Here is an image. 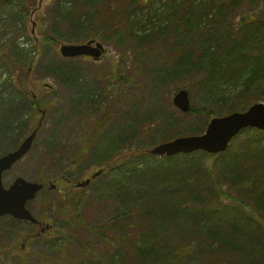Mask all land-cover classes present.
I'll use <instances>...</instances> for the list:
<instances>
[{
    "label": "rangeland",
    "instance_id": "1",
    "mask_svg": "<svg viewBox=\"0 0 264 264\" xmlns=\"http://www.w3.org/2000/svg\"><path fill=\"white\" fill-rule=\"evenodd\" d=\"M176 1L166 8V0H2L0 129H17L0 132V154L15 149L42 120L33 148L4 173V185L24 177L53 181L56 190L27 204L53 226L40 237H28L40 232L31 222L0 217V264L163 263L168 248L185 250L176 264H264V255H258L264 248V213L253 200L263 182L264 143L255 144V128L231 142L245 154L237 163L239 174L229 180L206 151L174 155V166L184 171L175 178L162 172L161 157L148 151L179 136L203 134L217 110L245 111L264 102V0H196L201 12L204 3L213 7L205 19L199 11L179 14L187 5ZM89 39L103 43L100 60L61 54L63 44ZM223 72L224 83L214 89L210 84ZM239 74V80L231 79ZM182 88L195 112L174 104ZM33 96L41 109L32 105ZM216 96L225 99L216 102ZM12 101L29 122L5 124ZM141 150L149 155L139 156ZM73 157L79 163H71ZM189 160L198 163L197 171H187ZM100 169L105 171L84 188L61 179L81 181ZM160 176L178 188L182 181L193 184L198 195L188 199L190 209H239L244 227H250L236 234L242 249H219L192 214L187 222L153 218L158 206L172 207L189 195L178 188L168 191L178 198L164 194ZM74 193L83 198L78 213L67 203L65 214L50 208L52 199L67 202ZM218 226L229 228L224 222ZM146 229L156 235L149 232L154 251L143 258L134 243Z\"/></svg>",
    "mask_w": 264,
    "mask_h": 264
},
{
    "label": "trees",
    "instance_id": "2",
    "mask_svg": "<svg viewBox=\"0 0 264 264\" xmlns=\"http://www.w3.org/2000/svg\"><path fill=\"white\" fill-rule=\"evenodd\" d=\"M150 1L151 0H148V2H150ZM188 1L189 0H185V2H184V5L185 4L187 5L186 6L187 8H184V9H187V11L182 9L179 12V14H181V13L187 14L188 11L191 13H197L199 11V13H200L199 15H200L201 19H205L206 17H208V15L213 10V7L211 5L204 3V5L202 7V12H201V8H199V6L195 5V3H194L196 0H193V1L190 0L189 2ZM174 3H177V1L176 0H166L165 6H166V8H168L169 6H172L171 4H174ZM151 5L154 6L155 3H153ZM167 16H168V14H167ZM104 21L107 22V19L104 18ZM196 23H200V22L196 21ZM216 74H217V72L215 73V75ZM222 77H224V72L220 74V76L216 80V83H214L213 85L212 84H210V85L214 89L221 87L222 84L224 83V80ZM241 77L242 76H240V74L238 75V77L233 75L231 79L232 80L233 79L239 80V78H241ZM240 97L242 98L241 95H240ZM223 99H225V98H222V96H216L215 97L216 102H219ZM14 105H15V103L12 101L10 104V114H8V116L6 117L5 124L11 125L12 127H14L15 125H17L19 123L20 124H26L27 122H29V121H26L25 119L22 118L23 116H22V113H19L20 110H19L18 105H16V106H14ZM32 105L36 109H40V105L37 102V100H32ZM11 108H17V109L14 110V112H11ZM246 108L244 107V108H242V110L244 111V109H246ZM234 109L237 110L236 108H232V110H230V111H222L220 109V110L215 111L213 114L215 116H223V115H226L230 112L235 111ZM196 110H197L196 108L192 107V111L195 112ZM14 129H17V128H12V129L6 128L5 130L0 129V132L3 134L4 133L10 134V133H12V131ZM254 131H255V133L253 134L252 139H254L255 144L258 145V143L259 144L264 143V138L261 137L262 135L264 136V131L256 129V128L254 129ZM106 149H107V147L104 149V151H106ZM6 151L5 150L2 151V154H4ZM2 154H0V156ZM103 154H105V152ZM106 154H107V152H106ZM244 154L245 153L243 152V150H240V149L235 148V147H230V146L226 151L221 152V153H217V154H214V153L208 154L207 153V155L209 157L217 159L216 164L220 165V167L223 169V175L222 176H224V178H226L227 180L230 179V175L235 177L234 175H232L233 172L236 174H239L237 163L244 161V159H243ZM146 155H149V154L147 152H145L144 150L140 151L139 156H146ZM161 159H162L163 163L160 164V166H158V167L163 169L164 171H162V172L167 173L172 178L178 177L181 173L184 172L179 167L174 166V164L176 163L174 161L175 156L174 157L173 156L172 157L171 156H162ZM73 161H76L77 163H79L80 160L78 159V157L77 158L73 157V158H71V163H75ZM189 161L191 162V164H188L187 171L188 170L190 171L191 169H193L194 171L195 170L197 171V168L199 167L198 163L196 166H193V162L191 160H189ZM151 164L152 163H148L147 165H151ZM147 167L151 168L150 166H147ZM69 171L71 172V171H73V169H70ZM194 171H191V172H194ZM209 173H213V169H211L209 171ZM190 174H193V173H190ZM240 175L247 179L246 173H241ZM191 176H193V175H191ZM183 178L185 180H188L185 175H183ZM39 181L42 182V180H39ZM215 181L218 184H220V182H218L219 180L217 177L215 178ZM259 181H262V180H259ZM159 183L162 184V186H163L162 189H163L164 194H166V195L173 194L176 196L175 192L174 193H168L169 189L172 188L174 190L175 188H178V185L176 182L173 183V182H171V181L160 176ZM187 184H188L187 182L182 181L181 186L177 190V191L189 190V192H187L189 195L186 197V200L183 201V199L181 198L177 204H173L172 207H168V208H165L162 204V205L157 207V211L154 212L153 214H151V216L155 219L158 218V222H163V221L165 222L166 221L168 223L169 222L168 219L169 218L171 219L172 217H174L175 219H179V220H183L184 222H187L188 215L192 214L191 217L196 218L197 223L202 222L203 228H205L209 233L208 235H210L214 239L213 242L214 243L217 242L218 246L222 247L219 249L224 250L226 247H229L230 245H238L239 248L242 249L243 246L239 242V238L237 237L236 234L244 233L245 230H250V227H246V228L244 227L243 221H246V220L242 219L243 213L239 209H235L233 207L222 208L221 206L217 207L216 210H214V211L204 210V209H201L199 207H198V209H190L188 207V205H189L188 199H196L197 197H195V196H197L198 193L196 190H194L192 188L193 184L192 185L188 184V186H187ZM240 184H241V182H240ZM159 188L161 189V186H159ZM257 189H258L257 192L254 193L255 196H254L253 200H254L255 205L259 209H261L264 213V175H263V182L260 183V186H257ZM220 190H221L220 191L221 193H224L222 188H220ZM190 192H192V193H190ZM69 195H70V198L68 199L67 202H64V197H61V198L58 197V198L52 199V203L50 204L51 205L50 208L57 210V211H60V213L65 214L67 210L64 207L67 203L68 205H70L72 207V210L74 212L78 213L79 206L82 204L83 198L78 197L77 194H75V193L69 194ZM176 198H178V196H176ZM221 208H222V212L219 213ZM210 220H211L210 224L209 223H207V225L203 224L204 222H208ZM222 222H224V224L227 225L229 228L224 227V229H222L221 227H219L218 225H221ZM247 225H249V223ZM218 230H222V231H218ZM225 230H228L231 234L225 233ZM149 232H150V234L156 235V233L154 232L153 229H148V230L146 229L145 232L140 236V240H135V243H134L135 247L133 246L134 248L139 250L140 254H138V255L142 256L143 258H146L147 256L151 255L154 251L153 248L150 249V246H151L150 238L151 237H150ZM248 235H250V232ZM28 237L29 238H37L38 235L31 233ZM161 238H164V237H161ZM168 249H169V251L166 253L163 263H161V262L157 263V261H154L152 264H176L178 259H180V257L182 255H184V253H185V250H179L178 248H175V249L168 248ZM261 252L262 253H258V255L263 256L264 255V248L261 249ZM223 258L225 259L224 255L220 257V259H223ZM218 263H220V262H218ZM253 263H256V262L251 260L250 264H253ZM256 264H261V263H256Z\"/></svg>",
    "mask_w": 264,
    "mask_h": 264
},
{
    "label": "water",
    "instance_id": "3",
    "mask_svg": "<svg viewBox=\"0 0 264 264\" xmlns=\"http://www.w3.org/2000/svg\"><path fill=\"white\" fill-rule=\"evenodd\" d=\"M2 0H0V5ZM105 48L103 44L94 39L86 43H67L61 46V53L65 57L89 55L96 60L100 59ZM174 104L184 112L191 110L190 94L187 89H180L173 98ZM255 127L264 130V103L252 105L247 111H236L222 117H214L208 124L207 130L201 135L180 136L173 140L160 143L150 149L154 155L174 156L179 153H192L204 150L208 153L226 151L233 138L242 129ZM38 129L34 130L15 150L0 157V216L11 215L18 219H27L37 222L38 219L27 208V202L37 197L44 187L43 183L28 181L18 177L7 188L3 183L4 172L11 169L32 148ZM99 170L94 177L102 173ZM91 179L78 183V186H87ZM53 184L51 188H55ZM49 227V225H48Z\"/></svg>",
    "mask_w": 264,
    "mask_h": 264
},
{
    "label": "flooded vegetation",
    "instance_id": "4",
    "mask_svg": "<svg viewBox=\"0 0 264 264\" xmlns=\"http://www.w3.org/2000/svg\"><path fill=\"white\" fill-rule=\"evenodd\" d=\"M61 179H64L65 181H67L68 183L70 184H73L74 182V185L77 184V182L73 181L68 177V176H62ZM53 181H51L49 184H51ZM46 186H49L47 183H45ZM37 228H40L41 230H43L45 228V224L42 223V224H34Z\"/></svg>",
    "mask_w": 264,
    "mask_h": 264
}]
</instances>
